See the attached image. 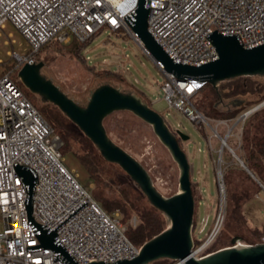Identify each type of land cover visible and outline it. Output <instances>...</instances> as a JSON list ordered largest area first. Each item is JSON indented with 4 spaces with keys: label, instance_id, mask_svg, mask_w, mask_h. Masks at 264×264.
<instances>
[{
    "label": "built area",
    "instance_id": "2783aa9c",
    "mask_svg": "<svg viewBox=\"0 0 264 264\" xmlns=\"http://www.w3.org/2000/svg\"><path fill=\"white\" fill-rule=\"evenodd\" d=\"M134 1L0 0V29L10 23L29 46L21 55L7 52L14 61V70L19 71L25 63H37L38 53L51 42L67 45L72 38L85 41L103 29L129 35L138 51L152 59L123 19L132 11ZM145 8H149L148 32L176 62L197 66L216 60L215 49L206 39L214 30L219 34L237 33L244 48L264 42V0H147ZM152 60L165 76L160 90L168 109H176L198 126L214 121L201 114L192 103V97L202 85L199 81L179 80L167 73L161 62ZM249 115L241 120L238 117L236 122L242 121L243 125ZM214 136L223 151L229 135L220 137L215 132ZM61 146L59 136L19 88L11 72L0 75V264H64L53 261L54 252L50 249L27 251L26 247L40 245V242L27 222L24 201L27 193L14 170V163L29 171L37 181L31 207L36 223L53 230L86 202L55 230L75 262L114 263L134 258L139 248L127 239L126 226L119 221V213L110 216L103 211L64 165ZM208 146H211L210 139ZM222 161V154L218 155L220 166ZM218 187L220 211L204 238L194 244L195 258L212 253L207 250L223 224L225 198L220 171ZM254 200L261 205L252 208L247 219L254 225H264V200L258 194ZM136 223V217L130 218L129 225ZM206 224L207 219H204L197 234L204 233ZM258 243H264V235ZM243 245L252 244L235 240L234 246Z\"/></svg>",
    "mask_w": 264,
    "mask_h": 264
},
{
    "label": "rangeland",
    "instance_id": "374dc122",
    "mask_svg": "<svg viewBox=\"0 0 264 264\" xmlns=\"http://www.w3.org/2000/svg\"><path fill=\"white\" fill-rule=\"evenodd\" d=\"M28 50L27 41L10 23H6L4 28L0 29V62H5L2 68L7 72H11L14 80L19 81L18 71L14 70V61L7 52L21 55ZM84 56L87 65L93 67L95 71L100 72L106 69L121 74L127 85L123 86L112 82L113 85L123 88L142 99L153 111L164 118L171 130H178L187 136V140L180 141L191 167V181L195 184L197 203L194 217L197 230L200 228V223L207 219L204 233L197 234V231L194 232L196 239L204 238L219 214L218 173L221 172L225 198L224 219L221 227L223 229L227 193L225 176L226 173L228 174V170H225L229 166L244 170L240 163L242 121L236 122V120L241 114L253 108V106L251 107L252 103L259 99L261 102L264 101V76L240 77L242 82L253 86L254 91L260 89V92H249L226 101L231 103V106L238 112L235 118L214 120L206 126H198L176 109L167 108L162 100L160 90V86L165 81L163 72L156 67L151 58L138 51L136 43L129 35L122 36L111 33L106 29L98 31L94 40L84 51ZM37 58L38 62H43L41 74L50 79L69 98L82 106L87 103L90 93L98 85L103 84L95 78L94 72L87 69L83 63L69 53V47L67 46H60L55 42H51L41 49ZM21 90L32 98L29 101L34 106L43 104L36 95L32 94L23 85ZM135 90L140 92L142 96L138 95ZM194 96L192 97L193 102ZM103 125L110 140L142 165L150 176L153 186L162 196L170 197L178 192L179 169L168 150L153 133L151 126L127 111L113 112L104 119ZM215 132L220 137L229 135L226 141L227 147H224L222 151L223 161L221 166L218 162L221 146L219 139L214 136ZM209 139L211 146H208ZM77 149L78 144L72 143V152L77 151ZM62 161L84 188L89 192L94 188V184L87 178L85 169L80 166L71 152L65 154ZM108 172L114 182L110 189H106V196L119 194L121 188L128 191H132L133 187L136 188V185L117 165L112 164L109 166ZM256 194L264 200V188L259 187ZM254 196L255 194L243 207L246 218L252 208L261 205L260 201L254 200ZM132 217H136L134 212ZM247 220L250 225H254L249 219ZM166 226L167 224H165V228ZM0 228H2L1 221ZM232 238H238L246 243L250 241L247 232H229L215 238V248L218 250L229 246ZM175 263V261L172 262V264Z\"/></svg>",
    "mask_w": 264,
    "mask_h": 264
},
{
    "label": "water",
    "instance_id": "95a60500",
    "mask_svg": "<svg viewBox=\"0 0 264 264\" xmlns=\"http://www.w3.org/2000/svg\"><path fill=\"white\" fill-rule=\"evenodd\" d=\"M147 0H136L123 19L136 34L152 59L162 63L167 73L179 80H196L208 83L215 89L225 81L240 77L264 76V42L244 48L237 33L210 32L206 39L214 47L217 59L200 65L176 62L170 58L147 30L149 8ZM43 62L27 64L18 71L20 83L43 103H49L74 124L94 145L100 156L108 163L117 165L136 185L147 202L161 212L166 228L143 243L138 254L130 260H118L106 263L101 260L88 264H151L168 259L182 264H264V243L234 246L237 238H232L230 246L218 249L202 258L192 254L194 240L192 235L195 212V199L192 190L191 167L180 140L187 136L180 131L173 133L164 118L153 111L147 103L132 93L122 92L109 84H101L89 95L84 106L78 105L50 79L41 74ZM264 106V101L243 113L238 120ZM127 111L151 126L153 133L168 150L179 169L178 192L170 197L162 196L153 186L152 180L142 165L127 152L113 143L104 128V119L113 112ZM236 124V123H235ZM180 137V139H179ZM225 140V139H224ZM222 148L219 151V157ZM25 196L27 222L37 237L40 245L26 247L27 251L50 249L54 252L53 261L64 264H78L60 243L57 230L86 202L81 204L53 230L38 224L31 215L32 193L37 181L22 166L13 164Z\"/></svg>",
    "mask_w": 264,
    "mask_h": 264
},
{
    "label": "trees",
    "instance_id": "16d2710c",
    "mask_svg": "<svg viewBox=\"0 0 264 264\" xmlns=\"http://www.w3.org/2000/svg\"><path fill=\"white\" fill-rule=\"evenodd\" d=\"M96 34L97 32L85 41L72 38L71 42L67 45L58 44L56 42L55 44L69 47V53L75 57V59L83 63L87 69L94 72V76L98 81L118 88L122 92L131 93L113 85V83L123 86L127 85L126 80L121 74L106 69L100 72L95 71L93 67L87 65L84 51L94 40ZM4 63L5 62H0V75L7 73V71L2 68ZM16 84L21 89L22 85L18 80H16ZM253 89V86L242 82L240 78L223 82L218 89H215L208 83H204L198 88L194 96V102L192 101V103L206 118L213 120H230L235 118L238 112L231 106V103L226 101L249 92H260V89L258 91H254ZM135 92L142 96L137 90H135ZM24 94L28 99H32L26 93ZM259 100L252 103L251 107L261 102ZM35 107L53 133L59 136L62 142L60 148L62 157L68 152H71L80 166L85 169L88 180L94 184V188L90 190L92 198L106 214L112 216L115 212L119 213V221L126 226L125 235L133 246L139 248L143 243L165 229L166 222L163 215L147 202L146 198L137 187H133L132 191L121 188L119 194L106 196V189H110L114 182V179L108 172V168L112 164L106 162L100 156L90 140L63 116L56 107L49 103H43ZM72 143L78 144L77 151L72 152ZM240 147L242 152L240 158L244 170L233 166H229L225 170H228V174L226 173L225 176L227 186L226 216L223 229L221 228L217 237H221V235L223 236V234L225 235L229 232H247L250 240L249 243L255 244L260 242L261 237L264 235V225H250L244 215L243 207L251 200L254 194L258 193L259 187H264V106L251 113L244 120ZM192 190L196 207L197 200L195 197V184H193V182ZM133 212L137 217L135 226L129 225V220ZM196 231L197 224L194 217L192 235L195 245L199 244V241L194 237V232ZM214 242L207 250L208 252L217 250L214 246ZM172 262L173 261L168 259H162L152 264H172Z\"/></svg>",
    "mask_w": 264,
    "mask_h": 264
}]
</instances>
